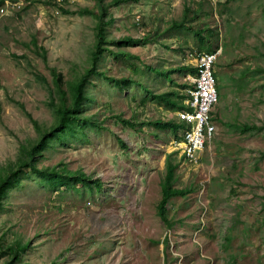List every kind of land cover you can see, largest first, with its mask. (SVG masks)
Masks as SVG:
<instances>
[{"label": "rangeland", "instance_id": "1", "mask_svg": "<svg viewBox=\"0 0 264 264\" xmlns=\"http://www.w3.org/2000/svg\"><path fill=\"white\" fill-rule=\"evenodd\" d=\"M5 1L0 264H264V0ZM216 49L214 129L189 159L185 88Z\"/></svg>", "mask_w": 264, "mask_h": 264}, {"label": "built area", "instance_id": "2", "mask_svg": "<svg viewBox=\"0 0 264 264\" xmlns=\"http://www.w3.org/2000/svg\"><path fill=\"white\" fill-rule=\"evenodd\" d=\"M9 13L8 3H0V19ZM217 49L208 54L198 55L195 59L198 70L196 72L197 83L189 85L187 89L192 100L180 113V116L187 120L192 129L186 133L185 140L182 142L185 155L193 159L195 152L203 146V143L212 137L213 126L206 120L208 110L218 99L217 89L215 86L214 67L219 58ZM185 132V131H184Z\"/></svg>", "mask_w": 264, "mask_h": 264}, {"label": "trees", "instance_id": "3", "mask_svg": "<svg viewBox=\"0 0 264 264\" xmlns=\"http://www.w3.org/2000/svg\"><path fill=\"white\" fill-rule=\"evenodd\" d=\"M125 1H128V0H116V3L125 2ZM189 29L196 32V30L193 27H189ZM98 35L100 37H102V28L101 27L99 28ZM204 39L205 38L200 37L201 41H204ZM193 70H194V68H193ZM214 73L216 74L215 70H214ZM55 82L57 83V85L61 86L62 76L60 74H56ZM80 88H81V84L76 85V87H75L76 96H75L74 101L71 103V106L70 107H64V108H62L63 110L60 108V110H59V112H60L59 113V118H60L59 122H60L61 128H64V124L67 120H69V119L76 120V119L80 118L79 115L75 114V112H77V106H78V102L80 100V95H79ZM179 125L181 128H183L185 126L183 121H180ZM235 127L237 129H239L241 132L251 131V130H255V129L260 128V126L249 125V124H241V125L236 124ZM170 171L171 170L168 171L169 173H167V176H166L167 178H165L166 180L164 181L165 183H164V186L162 187V196H161V199L158 203V215L164 219H165V213H166V203H167L169 196H171L172 194H176L178 192H182V190L177 191V190L171 189L170 183L167 182L170 178V175H171ZM15 174H16L15 172H12V171L8 172L7 171L6 174L1 176V178H0V197H1L4 189L9 185L10 179L13 178V176ZM71 174H73L75 177L79 176V175H80V177L84 176V175H81V173H79V172H75V173L73 172ZM22 248H23V246H20V245L18 246V244L17 245L13 244V245L8 246L9 252L12 253L13 255H16L17 251L21 250ZM22 264H33V263L25 262ZM49 264H55V263L51 262Z\"/></svg>", "mask_w": 264, "mask_h": 264}, {"label": "bare ground", "instance_id": "4", "mask_svg": "<svg viewBox=\"0 0 264 264\" xmlns=\"http://www.w3.org/2000/svg\"><path fill=\"white\" fill-rule=\"evenodd\" d=\"M218 54H221V49H217ZM214 106H211V108L208 110L207 115H206V120L210 125H213V121H212V116H211V112Z\"/></svg>", "mask_w": 264, "mask_h": 264}, {"label": "clouds", "instance_id": "5", "mask_svg": "<svg viewBox=\"0 0 264 264\" xmlns=\"http://www.w3.org/2000/svg\"><path fill=\"white\" fill-rule=\"evenodd\" d=\"M215 51V50H214ZM212 52V51H211Z\"/></svg>", "mask_w": 264, "mask_h": 264}]
</instances>
